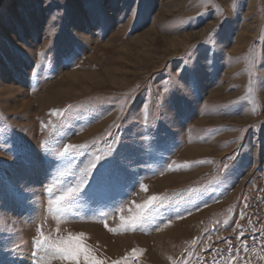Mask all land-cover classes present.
Returning <instances> with one entry per match:
<instances>
[{"label":"rangeland","instance_id":"rangeland-1","mask_svg":"<svg viewBox=\"0 0 264 264\" xmlns=\"http://www.w3.org/2000/svg\"><path fill=\"white\" fill-rule=\"evenodd\" d=\"M194 61L177 115L166 89ZM21 143L78 147L36 171ZM77 186L63 218L49 211ZM38 228L83 233L106 264H264V0H0V264H70L37 249Z\"/></svg>","mask_w":264,"mask_h":264},{"label":"snow or ice","instance_id":"snow-or-ice-1","mask_svg":"<svg viewBox=\"0 0 264 264\" xmlns=\"http://www.w3.org/2000/svg\"><path fill=\"white\" fill-rule=\"evenodd\" d=\"M208 50L210 51V49ZM204 63L205 65L207 64V56H205ZM204 70V67L198 61H194L191 65L185 64L181 69V75L173 82L171 89H166L168 93L166 103L170 110L175 111L176 114L179 115L182 101L186 99V94L188 92L193 91L198 86L199 74ZM173 100L174 103H172ZM55 115H61V113L57 112ZM77 147V145L73 144L64 145L63 150L55 153V156L51 147L45 148L43 156H40L22 143L15 144L12 151L17 157V160H19L26 169L40 171L41 169H47L48 165L51 164L53 165L52 171L58 163L59 158L72 156ZM144 148L145 144L143 141L133 143L130 152L122 153L119 157H113L101 174L97 185V191L100 192L107 186L118 184L124 178V169L131 168L135 162L137 150L143 152ZM96 161L98 164V162L101 161V157L97 156ZM94 168L89 169V171L93 172ZM141 187L146 189L144 185H141ZM80 192V186L75 188L70 187L62 195L56 196L55 199L49 201V211L63 218L66 213V207L62 202L70 201ZM158 199L159 197L155 195L151 196L144 204L136 205L138 211L135 215L128 218L121 216V227L124 229H135L137 226L142 225L145 218L144 211ZM105 226L107 227V225ZM37 232L39 234L36 239L37 249L44 247L46 250H51V252L62 261H69L70 264H106V261L97 258L89 246L84 242L83 233L70 234L66 237H62L59 235V230H57V238L51 239L44 236L40 228L37 229ZM135 252L136 250L134 249L133 254H135ZM115 264H120V262L117 261Z\"/></svg>","mask_w":264,"mask_h":264},{"label":"bare ground","instance_id":"bare-ground-1","mask_svg":"<svg viewBox=\"0 0 264 264\" xmlns=\"http://www.w3.org/2000/svg\"><path fill=\"white\" fill-rule=\"evenodd\" d=\"M22 104L26 105V108L28 107V103H27V102H24V103H22ZM24 105H23V106H24ZM89 230H90V229H89ZM92 230H93V229H92ZM92 230H91V231H92ZM94 233L96 234V232H94ZM98 234H100V233H98ZM130 240H131V239H130ZM127 241H129V239H127ZM127 244L130 245L129 242H128Z\"/></svg>","mask_w":264,"mask_h":264}]
</instances>
